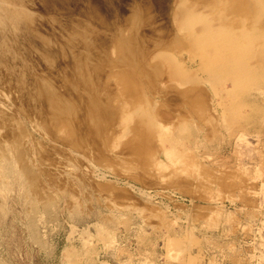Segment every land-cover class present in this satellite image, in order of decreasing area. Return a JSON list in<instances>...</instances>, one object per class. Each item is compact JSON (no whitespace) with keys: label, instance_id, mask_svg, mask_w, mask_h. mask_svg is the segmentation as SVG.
Masks as SVG:
<instances>
[{"label":"rangeland","instance_id":"obj_1","mask_svg":"<svg viewBox=\"0 0 264 264\" xmlns=\"http://www.w3.org/2000/svg\"><path fill=\"white\" fill-rule=\"evenodd\" d=\"M22 1L0 8V264H264V0Z\"/></svg>","mask_w":264,"mask_h":264},{"label":"bare ground","instance_id":"obj_2","mask_svg":"<svg viewBox=\"0 0 264 264\" xmlns=\"http://www.w3.org/2000/svg\"><path fill=\"white\" fill-rule=\"evenodd\" d=\"M160 1H161V0H153V4H150L149 6H155V7L160 8V7H161L160 4H159ZM162 1H163V3H164V0H162ZM168 1H169V0H168ZM262 1H263V0H262ZM22 3H23L22 0H0V8H2V7H8L10 10H13V11H15V12H17V13H18V12L23 13V11L21 10V9H23V7H22ZM261 3H262V2H261ZM261 3H260V5H261ZM263 4H264V2H263ZM263 4H262V5H263ZM262 5H261V7H262ZM146 8H148V7H146ZM263 8H264V7H263ZM149 9H150V8H148V10H149ZM162 10H163V9H162ZM186 12H187V11H186ZM137 13H138V12H137ZM183 14H185V13H183ZM190 14H192V13L190 12ZM196 14H197V13H196ZM187 15H188V14H187ZM193 15H195V13H193ZM19 16H20V15H19ZM188 16H189V15H188ZM200 16H201V15H199V17H200ZM192 17L195 18V16H192ZM184 18H185V16H183L182 20H183V22H184V24H185V23H186V22H185L186 19H184ZM188 18H189V17H188ZM190 18H191V17H190ZM190 18H189V19H190ZM201 18H202V16H201ZM203 18H204V17H203ZM192 19H193V18H192ZM195 19H197V17H196ZM195 19H193V20H195ZM207 19H208V18H207ZM166 20H167V19H166ZM189 21H190V20H189ZM197 21H198V20H197ZM199 21H200V20H199ZM199 21H198V23H199ZM208 21H209V20H208ZM200 22H201V21H200ZM194 23H196V22L193 21V24H194ZM201 23H202V22H201ZM167 24H168V23H167ZM209 24H210V22H209ZM165 25H166V23H165ZM187 25H188V22H187V24H185V27H186ZM190 25L193 26V27H196V24H194L195 26L192 25V21H190ZM197 25H198V24H197ZM199 25H200L201 29H203V27L201 26L202 24H199ZM210 25H211V27L213 26L212 24H210ZM166 26H167V25H166ZM183 26H184V25H183ZM191 26L188 25V26H187L188 29H189V28L191 29V28H192ZM164 27H165V26H164ZM168 27H169V26H168ZM171 27H172V26H171ZM187 27H186V28H187ZM197 27H198V26H197ZM204 27H205V26H204ZM214 27H215V26H213V28H214ZM172 28H173V27H172ZM198 28H199V27H198ZM209 28H210V27H209ZM215 28H216V27H215ZM163 30H164V29H163ZM170 31H171V29H170ZM212 31H214V30H211V32H212ZM162 32H165V31H162ZM224 32H225V31H224ZM249 32H250V31H248V35L254 33V32H253V33L251 32V33L249 34ZM194 33H195V32H194ZM212 33H213V34H212ZM212 33H211V35H212L211 37H213V35H215L216 32H215V33L212 32ZM241 33H242V32H241ZM246 33H247V32H246ZM246 33H245V36H244L243 34H241V35H243L242 38L244 37V38L242 39V41L245 39V37H247ZM255 33H256V32H255ZM255 33H254L253 35L256 36L257 34H255ZM263 33H264V32H263ZM166 34H167V32H166ZM169 34H171V33L169 32ZM195 34H196V33H195ZM225 34H227V31H226ZM229 34H230V33H229ZM196 35H198V37L200 36L198 33H197ZM196 35L194 36V39L196 38ZM258 35H259V34H258ZM261 35H263V34L261 33ZM208 36H209V34H208ZM218 36H219V35H215V37H218ZM227 36H230V35H227ZM250 36H252V35H250ZM198 37H197V40H198ZM215 37L213 38L214 40H213L212 38H211V40L215 41V39H216ZM224 37H226V35H225ZM252 37H253V36H252ZM252 37H250V38L252 39ZM256 37H257V36H256ZM256 37H253V39H255V40L257 39V40H258V38H256ZM259 37L261 38V36H259ZM262 37H263V36H262ZM129 38H130V37H129ZM163 38H164V37H163ZM167 38H168V37H167ZM219 38L221 39V38H223V37L219 36V37L217 38V40H218L217 42H216V41H215V42L211 41V43H212V42H213V44L217 43V46H218V44H219L218 42H220V41H219V40H220ZM230 38H231V37H230ZM236 38L238 39V37H236ZM239 38H241V37L239 36ZM247 38H248V37H247ZM260 38H259L258 43H260ZM199 39L201 40V37H199ZM223 39H224V38H223ZM232 39H233V38H232ZM248 39H249V38H248ZM248 39H246V40H248ZM251 39H250V42H251ZM200 40H199V41H200ZM225 40H226V38H225ZM238 40H240V39H238ZM255 40H254V41H255ZM263 40H264V38H262V41H263ZM164 41H165V38H164ZM204 41H205V40H204ZM222 41H223L225 44H226V41H227V43L229 42L228 40H226V41L222 40ZM236 41H237V40H236ZM242 41H240L239 43H240V44H241V43H243V44L246 43L245 41H244V42H242ZM248 41H249V40H248ZM195 42H196V41H195ZM209 42H210V41H209ZM209 42H208V43H209ZM223 42H222V43H223ZM230 42H234V44H235V40H232V41H231V39H230ZM250 42H248V43H250ZM255 42H257V41H255ZM208 43L205 44V42H204V43L202 44V42H199V44H198V41H197V46L199 45V48H202V45L206 46ZM222 43H221V44H222ZM201 44H202V45H201ZM229 44L231 45V44H233V43H229ZM229 44H227V46H229ZM240 44H239V47H240V48H237V47H238V46H237V43L235 44L236 46L234 45V46L237 48L236 50L241 49V47L244 46V45L242 46V45H240ZM252 44H253V43H252ZM262 44H264V43H262ZM262 44H261V45H262ZM249 45H250V44H249ZM253 45H254V47H255V43H254ZM261 45L256 43V47H255V48H257V46H261ZM151 46H152V44H150V47H151ZM200 46H201V47H200ZM208 46H209V45H208ZM208 46H206V47H208ZM215 46H216V45H214V46H212V47H214V49H216ZM219 46H220V45H219ZM219 46L217 47V48H219V51H220L219 53H220L221 55H223V53L221 52V49H220ZM223 46H224V45H223ZM227 46H225V47H227ZM234 46H233V47H234ZM251 46H252V45H251ZM251 46H250L249 48H251ZM175 47H176V46H175ZM206 47H204V48H202V49H206ZM225 47H223V50L225 49ZM233 47L231 46V48H230V46H229V47H227L226 49H227V50H228V48L233 49V51H231V52H234V48H235V47H234V48H233ZM254 47H253V48H254ZM262 47H264V46L262 45L261 48H262ZM146 48H147V47H146ZM148 48H149V46H148ZM208 48H209V49H207V50L210 51V50H211V49H210V46H209ZM221 48H222V46H221ZM258 48H260V47H258ZM261 48H260V49H261ZM158 49H159V48H158ZM214 49H213V50H214ZM226 49H225V50H226ZM262 49H263V48H262ZM213 50H211L209 53L211 54V52H212ZM248 50L250 51V49H248ZM254 50L256 51V49H254ZM258 50H259V49H258ZM215 51L218 52V50H215ZM229 51H230V50H228V52H229ZM255 51H254V52H255ZM144 52H145V51H144ZM236 52H237V51H236ZM263 52H264V51H263ZM263 52H262V53H263ZM137 53H138V52H137ZM205 53H206V52H205ZM240 53H241V52H240ZM129 54H130V53H129ZM129 54H128V55H129ZM132 54H134V52H133ZM237 54H239V52H238ZM237 54H236V55H237ZM242 54H243V53H242ZM242 54H241V56H239L240 58L242 57ZM253 54L255 55V53H253ZM256 54H257V53H256ZM259 54H261V53H259ZM207 55H208V53H207ZM231 55H232V54H231ZM233 55H234V54H233ZM239 55H240V54H239ZM243 55H245V54H243ZM218 56H219V54H218ZM237 56H238V55H237ZM246 56H247V55H246ZM249 56H250V55H249ZM208 57H209V56H208ZM211 57H212V56H210L209 58L211 59ZM243 57L245 58V59L243 58V60H246L247 57H245V56H243ZM234 58L236 59V58H238V57L235 56ZM234 58H233L232 60H234ZM221 59H222V58H221ZM241 59H242V58H241ZM241 59H240V60H241ZM214 60H215V59H214ZM238 60H239V59H237V61H238ZM240 60H239V62H240ZM243 60H241V61H243ZM227 61H228V60H227ZM230 61H231V60H230ZM239 62H236V63L238 64ZM245 62H246V61H245ZM230 63H232L233 66L236 65L235 60H234V63H235V64H233V62H230ZM230 63H229V64H230ZM243 63H244V61H243ZM222 64H223V63H222ZM222 64L220 65V67H219V65H218V67H216L217 70H218V68H221ZM227 64H228V63H227ZM245 64L247 65L248 63H245ZM225 65H226V64H225ZM240 65H241V64H240ZM243 65H244V64H242V66H243ZM172 66H173V65H172ZM210 66H211V65H210ZM226 66L228 67V65H226ZM244 66H245V65H244ZM206 67H207V66H206ZM222 67H224V65H223ZM236 67H237V66H236ZM249 67H250V66H249ZM208 68H209V66L207 67V69H208ZM225 68H226V67H225ZM237 68H240L239 65H238ZM241 68H242V67H241ZM241 68L239 69V71H241V70L243 69V68H242V69H241ZM246 68H247V67H245V69H246ZM251 68H252V67H251ZM251 68H250V70H251ZM214 69H215V68H214ZM223 69H224V68H223ZM230 69H231V68H230ZM230 69H229V70H230ZM234 69H235V68H233V69L231 70L232 73H233V70H234ZM247 69H248V68H247ZM226 70H227V69H226ZM235 70H236V69H235ZM237 70H238V69H237ZM218 71L220 72V71H222V69H220V70H218ZM218 71H217V72H218ZM244 71H245V70H244ZM223 72H225L224 74H226V71H225V70H224ZM242 72H243V71H242ZM220 73H221V72H220ZM228 73H229V72H228ZM230 73H231V72H230ZM243 73H244V72H243ZM247 73H248V72H247ZM249 73H250V72H249ZM249 73H248V74H249ZM251 73H252V71H251ZM192 74H193V73H192ZM216 74H217V73H216ZM221 74H222V73H221ZM224 74H223V75H224ZM233 74H234V73H233ZM236 74H237V73H236ZM252 74H253V73H252ZM212 75H213V74H212ZM217 75L219 76L220 74L218 73ZM242 75H243L242 78L244 77V79H245V76H246V75H244V74H242ZM184 76H185V74H184ZM188 76H190V74H188ZM213 76H214V75H213ZM220 76H221V75H220ZM220 76H219V77H220ZM231 76H233V75H232V74H229V76H228V74L226 75V77L229 78L230 80H232V78H233V80H234L236 77H237V78L240 77L239 74H238L237 76L234 75V76H236V77H231ZM190 77H191V76H190ZM214 77H215V76H214ZM216 77H217V76H216ZM224 77H225V75H224ZM230 77H231V78H230ZM221 78H223V77L221 76ZM237 78H236L235 80H237ZM244 79H242V82L244 81ZM215 80H216V79H215ZM233 80H232V81H233ZM238 80H239V78H238ZM247 80H248V79H247ZM239 81H240V80H239ZM248 81H249V80H248ZM248 81H247V83H248ZM230 82H231V81H230ZM233 82H234V81H233ZM233 82H231V85H235V84H236V81H235L234 83H233ZM245 82H246V80H245ZM249 82H250V81H249ZM240 83H241V82H240ZM243 83H244V82H243ZM243 83H242V84H243ZM248 84H249V83H248ZM248 84H247V85H248ZM238 85H239V83H238ZM238 85L236 84V87H235V86H234V87H235V88H238V89H239V88L241 89V87L243 88V85L240 84L241 87L238 86ZM237 86H238V87H237ZM245 86H246V83H245ZM246 89H247V88H246ZM243 90H244V92H245V89H243ZM235 91H236V90H235ZM238 91L241 92V90H238ZM236 95H238V94H236ZM240 96H241V95H239V98L242 97V96H241V97H240ZM242 98H243V97H242ZM242 98H241V99H242ZM240 102H241V101H240ZM241 103H243V101H242ZM92 115H94V113H93ZM148 116H149V115H148ZM149 118H150V117H149ZM125 119H126L125 122H128L130 118H129V117H126ZM145 119H148V118H145ZM148 120H150V119H148ZM153 124H154V123H153ZM153 126H154V125H153ZM157 126H158V125H157ZM182 126H183V125H182ZM160 127H162V126H160ZM160 127H159V128L157 127V128L159 129V131H158L159 133H161V132H160V129H161ZM163 127H164V126H163ZM157 128L155 127V129H157ZM165 128H166V127H165ZM168 128H169V127H168ZM158 129H157V130H158ZM166 129H167V128H166ZM162 130L164 131L165 129H162ZM168 130H169V129H168ZM180 130L183 131V129H180ZM180 130H179V131H180ZM165 133H166V132H165ZM162 135H163V134H162ZM164 136H167V135H164ZM176 136H178V135H176ZM173 142H174V141H173ZM173 144H176V143L174 142ZM173 146H174V148H176L177 144H176V146H175V145H172V146L170 145V147H173ZM174 148H173V149H174ZM173 149L171 148V149H169L168 151H169V152L171 151V153H172V150H173Z\"/></svg>","mask_w":264,"mask_h":264}]
</instances>
